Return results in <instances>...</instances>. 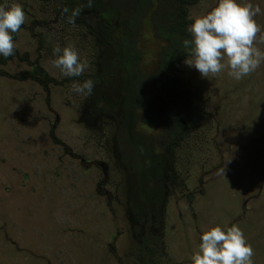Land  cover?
I'll list each match as a JSON object with an SVG mask.
<instances>
[{
    "label": "rangeland",
    "instance_id": "rangeland-1",
    "mask_svg": "<svg viewBox=\"0 0 264 264\" xmlns=\"http://www.w3.org/2000/svg\"><path fill=\"white\" fill-rule=\"evenodd\" d=\"M63 2L69 0H0L9 7L22 5L26 14L21 30L13 34L18 56L0 65V72L29 73L39 56L38 63L48 77L60 83L45 91L35 81L0 76V264H135L123 208L126 197L120 187H116L118 194L114 189L120 180L119 163L111 165L113 179L106 184L101 168H84L77 158L81 155L86 161L109 163L117 142L110 150L107 147L122 135L121 126L117 128L122 121L120 112L103 117L112 124L107 126L108 133L100 134L98 124L89 121L95 128L92 135L84 127L85 121L76 122L80 114H87L82 105L88 95L71 91L74 83L92 79V99L101 93L98 76L110 74L106 82L118 87L106 86L102 91L119 104L121 94L129 88L125 82H117V73H110L114 65L96 72L97 64H104L97 54L106 56L107 51L84 37L85 28L69 23L65 14L54 10ZM250 2L261 10L257 21L262 31L254 43L264 52V0ZM216 4L217 0H200L192 17L205 15ZM107 10L110 14L111 8ZM85 16L91 22L96 20L94 14ZM112 19L110 16V22ZM57 46L73 47L87 62L80 76L67 77L53 65ZM112 53L117 55L113 59L120 58L115 50ZM24 55L26 62L22 61ZM117 71L118 76H125L121 69ZM228 71L205 78L194 67L178 64L171 70L178 89L168 94L170 104L160 96L150 111L170 119L174 117L171 105L187 116L203 112L189 124L173 152H168L177 179L172 187L175 196L160 212L162 248L168 254L161 264H192L198 237L209 223L222 217V228L237 224L243 230L254 250L253 264H264V61L240 80L230 77ZM56 114L55 136L69 151L49 136ZM82 136L93 142L86 146L79 140ZM202 220L206 223L201 225ZM118 231L121 235L114 240ZM112 244L116 257L109 251Z\"/></svg>",
    "mask_w": 264,
    "mask_h": 264
},
{
    "label": "flooded vegetation",
    "instance_id": "flooded-vegetation-1",
    "mask_svg": "<svg viewBox=\"0 0 264 264\" xmlns=\"http://www.w3.org/2000/svg\"><path fill=\"white\" fill-rule=\"evenodd\" d=\"M199 1L200 0H95L92 1V3L95 4L96 7H98L97 2L104 6V8L99 7V13L97 11H92L95 19L100 18L99 14L103 9L104 13L108 14V16L101 18L98 22L95 19H93L95 22L89 20L90 24L88 30L82 24H74L85 28L86 35H84V37H88L97 47H99V45L101 47V44H103L106 51H108L110 42L113 41L116 43L114 40L117 34L124 35V32L127 30L126 27L132 26V30L127 31L126 35L131 46L136 47L138 53V56L132 55L137 63V69L135 71L136 76L127 78L128 71H125V76H118V71H114V67L120 60L119 57L113 59L117 56L113 53H106V56L104 55L102 57H99V53L97 54V60H101L104 64H100V67H98L97 64L96 72L98 73L102 68L105 69L114 65L110 73H117V82H125L128 85L129 90L125 92V94L132 97V99H136L133 102H131V99H128V105L117 107L114 105L117 101H113L109 97L106 98V95H110L108 93H96L95 97L92 99L90 94L86 97L85 104L82 105L87 107V114H80L82 117L76 122L85 121L84 127L89 130V133L95 135L94 126L89 124V121L94 120L93 122H96L99 126L98 129L100 134L108 133L107 126L110 127L112 124H109L111 121H105L103 117L108 118L111 115H116L117 111L120 112L122 121L121 125L119 123L117 124V128L121 126L120 130L122 131V135L111 142L107 147V150H110L117 142L111 150L113 157H108L109 163H99V161L95 160L86 161L81 155H78L77 158L79 165L84 168L91 167L92 165L101 168L104 175L102 182L106 184L113 179V176L109 175L112 170L111 165L114 166L115 162L119 163L120 171L118 175L120 180H117V185L114 186V189L116 191V187H120L121 193L124 191L122 195L126 197V203L123 205V208L129 225L130 234H128V237L132 240H130L133 247L131 257H133V259L136 257L137 259L134 261L135 264H161V259L168 258L167 252L162 248L164 229L163 231L161 229L162 220H160V212H164L163 207L166 206L171 197L175 196L172 187L176 184L175 181L177 176H175L174 162L168 152H173L171 149L177 146L178 142L183 137L181 136L175 144L167 140L168 136H178L176 132L179 130V121H172L175 115H177L176 112L173 113V119L169 118L165 121L163 118H158L156 116V111L150 113V111L158 105L157 98L163 96L167 101L169 94L167 91L164 92L162 87L163 82L160 79L159 73L156 71L157 69L155 70V67L152 65L155 61H158L157 56L160 52L159 46L163 45V37L159 32V28L164 25L171 28L174 23L179 26L177 20L180 19L179 22L185 24L184 39H190L191 35L188 31V26L194 21L192 13ZM216 6L217 4L214 7ZM65 8H69V3L64 5L63 2L57 8H54V10L60 13L59 15L65 14L67 18L68 13H64ZM107 8H111L110 14ZM211 9L212 8L208 9L207 12ZM112 13H114L117 18L121 19L119 26L112 17ZM110 16L113 18L111 22L109 20ZM257 17L258 15L255 17L256 21ZM260 34L261 33L257 34V40L260 38ZM15 37L14 40L16 39ZM262 39L264 40V34L262 35ZM143 42L152 44V47L147 51V48L142 47ZM15 56H18V54ZM155 56L156 58H154ZM0 58H2V56H0ZM22 61H27V55L22 57ZM38 61L39 56H37L34 62H37L39 65ZM180 63L181 61L179 64ZM127 64L128 61H125V65ZM31 65L33 71V63H31ZM32 71L29 73L20 72L13 75L7 74L6 76H9V78H13L14 76L16 78L15 80L24 82L31 79L20 80L22 79L21 77L31 74ZM1 74H5V72H0V76L4 77L5 75ZM109 77L110 74L106 78L108 79ZM35 82L45 91H47L50 85L54 84L59 86L60 84L55 81L44 88L37 81ZM141 82H145L143 87L140 86ZM133 85L137 92L133 91ZM46 100L49 101L48 96ZM134 102H136V104ZM167 103L170 104L168 101ZM131 107L135 109L131 111ZM171 107L176 110L173 105L169 107L170 110ZM83 111H85V108ZM0 112H3V110H0ZM132 117H134V119H132ZM58 120L59 116L56 114L55 121L49 130V136L56 145L61 147L64 151H69L62 141L55 136ZM25 122L27 121H23V123ZM79 125L82 126L81 124ZM161 126H163V128H161ZM91 139V137L86 138L84 136L79 138L86 146L93 142ZM117 194L114 196V199L116 196L118 197ZM143 196L144 200L142 199ZM107 197L108 200L112 199V195H107ZM127 200H131L132 202L129 203ZM176 203H178L177 200ZM222 218H219L215 223H209L207 231L220 225L219 220ZM204 223L206 222L202 220L201 225ZM229 226L230 225H228V227ZM194 231L198 230L195 229ZM156 234H159L158 237ZM120 235L121 233L118 231L113 239L116 240L117 236ZM152 235H156L155 237H157L153 242ZM198 239L200 240V237H198ZM113 250L112 244L109 246V251L114 252ZM134 255L136 256L134 257Z\"/></svg>",
    "mask_w": 264,
    "mask_h": 264
},
{
    "label": "clouds",
    "instance_id": "clouds-1",
    "mask_svg": "<svg viewBox=\"0 0 264 264\" xmlns=\"http://www.w3.org/2000/svg\"><path fill=\"white\" fill-rule=\"evenodd\" d=\"M92 0H88L91 7ZM260 7L250 0H217V6L205 15L198 16L188 26L190 39L181 41L182 47L190 55L181 59V63L194 67L202 77L219 74L226 68L228 75L240 80L259 68L264 61V52L255 46L257 34L261 33L255 17ZM67 13L68 9H64ZM81 9L71 10L67 17L74 23ZM25 11L20 4L10 7L0 4V56L10 57L14 54L13 34L21 30L25 23ZM56 59L53 65L67 77H78L88 67L73 47L59 46L53 50ZM227 57V62H223ZM153 65V64H152ZM94 88L92 79L74 83L71 91L90 95ZM254 250L248 243L243 230L237 225L222 228L217 225L203 232L200 236L198 250L191 256L192 264H253Z\"/></svg>",
    "mask_w": 264,
    "mask_h": 264
},
{
    "label": "trees",
    "instance_id": "trees-1",
    "mask_svg": "<svg viewBox=\"0 0 264 264\" xmlns=\"http://www.w3.org/2000/svg\"><path fill=\"white\" fill-rule=\"evenodd\" d=\"M92 1H95V0H92ZM96 1H99V0H96ZM97 4H98V7H96L95 4H93V3L91 4V7H89L88 6V0H69V8H68V12H67L68 13L67 17L71 14L72 8L73 9L80 8L81 9L80 15H78L75 18L74 24H82L88 30L89 29L88 26L90 24V21H89L90 18H88L85 15H91L92 11H97L99 13V7L104 8V6L101 3L97 2ZM111 15L115 19V21L117 22V24L119 26L121 19L117 18L114 13H112ZM99 16H100V18L96 19L97 22L101 18H103L105 16L107 17L108 14L104 13V9H103V11L100 12ZM179 20H177L179 26H177V24L174 23V24H172L171 28H169L168 26H165V25L163 27L159 28V32H160L161 36L163 37V42H162L163 45L159 46L160 52L157 56L158 61L157 62L155 61L153 63L155 70L157 69L156 71H157V73H159L160 79L163 82L162 87H163L164 92L167 91L169 94L170 93L172 94L173 90L178 89L177 84H176V82H177L176 79L171 76V70L174 69L179 64V62L181 61L182 58H184L186 55L190 54L187 49L182 47V44L180 42L185 37V24L180 23ZM126 28H127V30L124 32V35L118 34V36L115 38L114 41L116 43H114L113 41H112L113 43L110 42L108 51L106 53H112V50H115V52L118 54V56H121L122 59L119 58L120 61L116 65L117 67L116 66L114 67V71H117V68L121 69L123 71L124 75H125V71H128V77L127 78H133L136 76L135 71L137 69V63H136V59L134 60L132 55L138 56V53H137L136 47L131 46L129 39L126 35L127 31L132 30V26H127ZM96 37H98V36H96ZM13 38H14V35H13ZM101 46H103V44H101ZM16 54H18V53H17V49L15 48L14 54L12 56H15ZM12 56H10L6 59L3 57L0 58V65L8 64L9 61L11 60ZM154 58H156V56ZM125 61H128L127 65H125ZM1 75L6 76L7 74H1ZM13 78L16 79L14 76H13ZM13 78H11V79H13ZM21 78L22 79H20V80H26V79L35 80L44 88H46V86H48L52 82L53 83L55 82L54 80L50 79L47 76L46 72L37 64V62L33 63L32 73L29 75L23 76ZM98 79L101 81V85L99 87V89L101 90V94H106V92L102 91V89L105 88L106 86H108L109 88L118 87L115 83H112V84L107 83L106 81L108 79L103 75H99ZM104 80H106V81H104ZM144 83L145 82H141L140 86L143 87ZM133 91L137 92V90L134 88V85H133ZM179 92H181V91H179ZM179 92H177L175 94L177 95ZM121 96H122V98H119V99H121L120 103L118 104V101H117L114 104L117 107L128 105V99H131V102H133L136 99V98L132 99V97H130L127 94H121ZM106 98H108V97H106ZM122 99H126V100H122ZM191 102L194 103V101H191ZM134 103L136 104V102H134ZM134 109H135L134 107H131V111ZM171 110L173 113L174 112L177 113V115H175L174 120H172V121H179L178 122L179 130H177V132H176L178 134V136H176V137L175 136H168L167 140L169 142H171L172 144H175L180 139L181 136H184L188 132L189 124L193 123L194 121L199 120L198 118L203 116V112H198V113H195L194 115L187 116L182 111L174 110L173 107H171ZM145 114H146V112H145ZM162 118L164 121L168 120L169 115L165 114L164 117H162ZM132 119H134V117H132ZM131 121H134V120H131ZM142 199L144 200V196ZM128 201H129V203L132 202L131 200H128ZM112 253H113L114 257H116L114 252H112ZM135 256L136 255H134V257ZM135 259H136V257H135ZM139 264H142V263H139Z\"/></svg>",
    "mask_w": 264,
    "mask_h": 264
},
{
    "label": "water",
    "instance_id": "water-1",
    "mask_svg": "<svg viewBox=\"0 0 264 264\" xmlns=\"http://www.w3.org/2000/svg\"><path fill=\"white\" fill-rule=\"evenodd\" d=\"M142 47H143V48H147V51H148V49H149L150 47H152V44H149V43L147 44L146 42H143V43H142Z\"/></svg>",
    "mask_w": 264,
    "mask_h": 264
}]
</instances>
